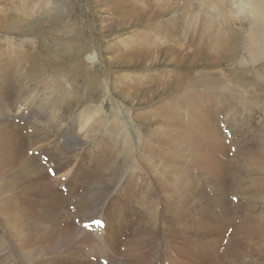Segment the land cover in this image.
Returning a JSON list of instances; mask_svg holds the SVG:
<instances>
[{
	"label": "rangeland",
	"instance_id": "1",
	"mask_svg": "<svg viewBox=\"0 0 264 264\" xmlns=\"http://www.w3.org/2000/svg\"><path fill=\"white\" fill-rule=\"evenodd\" d=\"M263 34L264 0H0L9 120L66 202L40 224L41 208L30 209L27 234L0 195V264H240L248 247L251 263L264 264V228L246 225L264 223V162L248 172L250 151L264 145ZM185 100H202L204 116ZM29 109L53 140L71 143L67 167L33 149L18 117ZM77 165L80 189L67 175ZM30 189L11 196L34 201ZM212 212L221 226H205ZM251 228L260 237L249 240Z\"/></svg>",
	"mask_w": 264,
	"mask_h": 264
},
{
	"label": "bare ground",
	"instance_id": "2",
	"mask_svg": "<svg viewBox=\"0 0 264 264\" xmlns=\"http://www.w3.org/2000/svg\"><path fill=\"white\" fill-rule=\"evenodd\" d=\"M47 8V7H46ZM50 8V7H49ZM50 10V9H49ZM7 13V12H6ZM162 28V27H161ZM264 35V34H263ZM177 45V44H176ZM178 46V45H177ZM184 60V59H183ZM216 62V60H215ZM218 62V61H217ZM194 66V65H193ZM3 70V69H2ZM19 75V74H18ZM30 76V73H28L23 79L22 81H20L19 85L21 88H25L24 86V83H26L25 80H30V78L28 77ZM11 79H2V84H3V87L0 88V118L1 116L2 117H5L4 120H0V179H2L1 177H3V169H7L8 170V179H2L1 180V183H0V195H4V196H7V200L9 202L8 206L14 213L16 220L18 219V221L20 222V225L21 227H24L26 228V230H24L23 232L24 233H27V234H32L33 230L30 232L28 231L27 229H30V226H29V215H28V211L30 209H34L35 207H38V208H41V212L39 213V211L37 209H35L33 212L35 214V222H37L38 224H40L42 222V220L46 217L47 213H56L58 212L61 207H63L64 205H66V202L64 201V198L62 197V193H60L59 191L55 190L54 187L52 186V183H50V178L46 172V169L45 167L41 166L40 163L36 162L35 159L33 157H29L26 155L25 153V150L24 149L26 146H25V142L23 141L22 139V136L20 134V132L18 131L17 129V125H16V121L14 120L12 122V120L10 121L9 120V117H14V114H13V110L11 108V98H12V94H11V90H15V86H13V82L10 81ZM14 81H18V79H15ZM24 81V82H23ZM212 82H215L212 81ZM214 84V83H212ZM215 85V84H214ZM18 86V85H17ZM216 86V85H215ZM17 88V87H16ZM27 93V92H26ZM128 96V95H127ZM135 96H137L135 94ZM132 96H129L127 97V99L129 100ZM141 97V96H139ZM138 97V98H139ZM199 98V97H198ZM201 98V97H200ZM25 99V98H24ZM202 99V98H201ZM203 100V99H202ZM202 100H201V103H202ZM207 100V99H206ZM31 101V100H30ZM185 102H189V106L191 108V113L192 115L191 116H194V114H196L195 116H204V113L205 109L202 108V106L200 105V101H195V103H192L194 102V100L192 101H186ZM184 102V103H185ZM211 102V100H210ZM11 103V104H10ZM191 103V104H190ZM27 104V103H26ZM29 104V103H28ZM207 105V103L205 104ZM185 106V105H184ZM205 107V106H204ZM51 108V106H50ZM185 108V107H183ZM27 109V108H26ZM17 110H21L20 107L17 108ZM16 111V112H18ZM23 111V109H22ZM25 112V111H24ZM166 115V114H165ZM207 116V115H206ZM17 117V116H16ZM18 117H20V119L23 121L25 120V123L27 126H28V129L30 131V140H31V145L33 146V149H36V150H43L45 151V153H47L48 157L50 159L49 160V165H51L54 161L62 164L63 166H66L68 165V162L69 161H72L73 160V156L70 155V153H72V149H71V143L69 142H66L65 140H62L60 141H57V137H56V141L53 140L54 136L51 134V131L48 129V125H46L44 122H43V119H44V116L42 113H38L37 111L35 110H31L29 109L27 112L21 114L20 112H18ZM59 117V116H58ZM154 118V117H153ZM166 119V118H165ZM183 119V118H182ZM199 119V118H198ZM177 120V119H176ZM58 122V121H57ZM59 123V122H58ZM150 123V122H149ZM170 123V122H169ZM190 123V122H189ZM80 124V123H79ZM171 124V123H170ZM243 124V123H242ZM173 125V124H172ZM184 127V126H183ZM115 128V127H114ZM170 128V127H169ZM188 128V127H186ZM190 128V127H189ZM201 128V127H200ZM263 128V127H262ZM204 129V128H203ZM55 130V129H54ZM72 130V129H71ZM97 130V129H96ZM119 130V129H118ZM188 130V129H187ZM22 131V130H21ZM190 131V130H188ZM120 133V131L118 132ZM56 134V133H55ZM59 134V133H58ZM63 134V133H62ZM184 134V133H183ZM187 134V133H186ZM29 135V134H28ZM92 135V134H91ZM185 135V134H184ZM206 135V134H204ZM209 135V133H208ZM207 135V136H208ZM189 136V135H188ZM80 137V136H79ZM122 137V136H121ZM161 137V136H160ZM209 137V136H208ZM219 137V136H218ZM60 138V136H58V139ZM90 138V137H89ZM189 138V137H188ZM206 138V137H204ZM157 139V138H156ZM191 139V138H190ZM113 140V139H112ZM118 140V138H117ZM125 140V139H124ZM153 140V139H152ZM218 140V139H216ZM70 141V140H69ZM127 141V140H125ZM124 141V142H125ZM191 141V140H190ZM173 142V141H172ZM175 142V141H174ZM103 143V142H102ZM79 144V143H78ZM169 144V143H168ZM100 146V145H99ZM125 146V144H124ZM222 146V145H221ZM93 147V146H92ZM97 147V146H96ZM173 147V146H172ZM151 148V147H150ZM171 148V147H170ZM169 148V149H170ZM245 148V147H244ZM259 148V147H258ZM149 149V148H148ZM248 149V148H247ZM35 150V151H36ZM118 150V149H117ZM153 150V149H152ZM242 150V149H241ZM240 150V151H241ZM249 150V149H248ZM150 151V150H149ZM213 149L211 148L210 150V153H209V156L208 158H211L214 159L216 157V153H212ZM243 151V150H242ZM105 152V151H104ZM130 152V151H129ZM151 152V151H150ZM196 152V151H195ZM198 152V150H197ZM251 153L253 152V155H255L254 157H252V163L255 165H252V166H249L248 167V172L249 170H256L258 169L257 168V162L258 164L260 162H264V145L261 146L260 148V153H256L255 151H250ZM92 153V152H91ZM99 153V152H98ZM125 153V152H124ZM128 153V152H127ZM131 153V152H130ZM171 153V152H170ZM97 154V153H96ZM100 154V153H99ZM122 154V153H121ZM45 155V154H44ZM130 155V154H129ZM154 155V154H153ZM245 155V154H244ZM252 155V156H253ZM95 156V155H94ZM102 156V155H101ZM204 156V155H203ZM77 157V156H76ZM123 157V156H122ZM199 157V156H198ZM41 158V157H40ZM82 158V156H81ZM80 158V159H81ZM98 158V156H97ZM101 157H99L100 159ZM107 158V157H106ZM124 158V157H123ZM128 158V157H127ZM220 158V157H219ZM41 159H44L43 157ZM108 159V158H107ZM203 159V158H202ZM89 160V159H88ZM103 160V158H102ZM105 160V159H104ZM222 160V159H221ZM46 161V160H45ZM91 161V160H90ZM95 161V160H94ZM93 161V162H94ZM178 161V160H177ZM42 162V161H41ZM86 162V161H85ZM99 163H102L100 162V160L98 161ZM97 162V163H98ZM114 162V161H113ZM43 163V162H42ZM96 163V162H95ZM108 164V163H107ZM55 165V164H54ZM57 165V164H56ZM88 165V164H87ZM90 165V164H89ZM97 165V164H96ZM94 164V166H96ZM105 165V164H104ZM103 165V166H104ZM101 166V165H100ZM51 167V166H50ZM86 167V166H84ZM102 167V166H101ZM101 167H98V168H101ZM107 167V166H106ZM125 167V166H123ZM60 168V167H59ZM71 168V167H69ZM88 168V167H87ZM61 169V168H60ZM76 169H81L78 167V165L75 167V173H71L76 175L75 177L73 175H71L70 173H68L67 175H70V177L68 178L69 181H71L72 183H75L78 185V188L80 189L81 187H83L84 184V181L82 179V177L80 176V174L78 172H76L77 170ZM95 170V167L94 169ZM112 170V169H111ZM121 170V169H120ZM123 170V169H122ZM221 170V169H220ZM54 171V169H53ZM63 171V170H62ZM86 171V170H85ZM96 171V170H95ZM98 171V169H97ZM101 171V170H100ZM107 171V170H106ZM109 171V170H108ZM107 171V172H108ZM113 171V170H112ZM116 171V170H115ZM210 171V170H209ZM50 172V170H49ZM90 172H88L89 174ZM209 173V172H208ZM95 174V173H94ZM104 174V173H103ZM249 174V173H248ZM87 175V174H86ZM100 175V174H99ZM13 176V177H11ZM53 176V175H52ZM65 176V175H64ZM84 176V174H83ZM89 176V175H88ZM93 176V175H92ZM96 177V176H95ZM109 177V176H108ZM212 180L213 182L215 183L214 185L216 186H219L220 183L218 182L217 180V174H213L212 176ZM7 178V177H6ZM86 178V177H85ZM94 179V177H91ZM89 178V179H91ZM98 178V177H97ZM106 178V177H104ZM60 179V177H59ZM62 179V178H61ZM111 179V178H110ZM4 180V181H3ZM85 180V179H84ZM60 181V180H59ZM89 181V180H88ZM104 181V180H103ZM91 182V181H89ZM88 182V183H89ZM93 182V180H92ZM159 182V181H158ZM97 183V182H96ZM145 183V182H144ZM55 184V182H54ZM87 184V183H86ZM102 184V183H101ZM100 184V185H101ZM226 184V183H225ZM24 185H28L29 188H31V194H34L35 196V200L33 201L31 196H27L25 200L27 201H21L19 199H13L11 194L14 193V191H12L11 189H13V186L16 187H23ZM162 185V184H161ZM227 185V184H226ZM56 186V185H55ZM62 186V185H61ZM166 186V185H164ZM168 186V185H167ZM170 186V185H169ZM63 187V186H62ZM75 187V186H74ZM89 186H87L88 188ZM92 187V186H91ZM160 187V186H159ZM163 187V186H161ZM171 187V186H170ZM169 187V188H170ZM226 187V186H225ZM224 187V189H225ZM56 188V187H55ZM133 188V187H132ZM145 188V187H144ZM164 188V187H163ZM167 188V187H166ZM172 188V187H171ZM18 189V188H17ZM22 189V188H20ZM57 189V188H56ZM60 189V188H59ZM102 189V188H101ZM100 189V190H101ZM173 189V188H172ZM194 189V188H193ZM220 189V188H219ZM19 190V189H18ZM67 190V189H66ZM91 190V189H90ZM89 190V191H90ZM95 190V188H94ZM161 190V188H160ZM159 190V192H160ZM189 190V189H188ZM214 190H215V193L216 194H221V195H224V191L222 192H217L216 188L214 187ZM12 191V192H11ZM16 191V190H15ZM22 191V190H21ZM83 191V190H81ZM86 191V190H85ZM166 191V190H165ZM190 191V190H189ZM18 192V191H16ZM164 192V191H163ZM82 193V192H81ZM87 193V192H86ZM85 193V194H86ZM168 193H169V190H168ZM186 193V192H185ZM253 193V192H251ZM250 193V194H251ZM28 194V193H26ZM91 192H88L86 195H90ZM170 194V193H169ZM168 194V196H169ZM258 194H261L258 192ZM120 195V194H119ZM171 195V194H170ZM176 195V194H175ZM164 196H166L164 194ZM163 194H162V197H164ZM192 196V195H191ZM190 196V197H191ZM73 197V196H72ZM167 197V196H166ZM165 197V199H166ZM170 197V196H169ZM173 197V196H172ZM193 198V197H192ZM77 199V198H76ZM164 199V198H163ZM93 200V199H92ZM162 200V199H161ZM167 200V199H166ZM175 200V199H174ZM2 201V200H1ZM98 201V200H97ZM106 201V200H105ZM209 201V200H208ZM94 202V201H93ZM95 203V202H94ZM93 203V204H94ZM174 203V202H173ZM96 204V203H95ZM121 204V203H120ZM165 204V203H164ZM167 204V202H166ZM103 205V204H102ZM222 205V204H221ZM225 205V203L223 202V206ZM87 206V205H86ZM167 206V205H166ZM165 206V207H166ZM91 207V206H90ZM122 207V206H121ZM206 207V205L204 206ZM2 208V207H1ZM6 208V207H5ZM75 208V207H74ZM103 208V207H102ZM101 208V209H102ZM174 208V207H173ZM202 208V207H201ZM224 208V207H223ZM65 209V208H64ZM88 209V208H87ZM112 209V208H111ZM208 209V208H207ZM79 210V209H78ZM81 210V209H80ZM91 210V209H90ZM114 210V209H113ZM204 210V209H202ZM206 210V209H205ZM209 210V209H208ZM211 210V209H210ZM6 211V210H5ZM181 210H179L180 212ZM201 211V209H200ZM212 211V210H211ZM91 212V211H90ZM100 212V211H99ZM8 213V212H7ZM176 213V212H175ZM210 213V212H209ZM90 214V213H89ZM174 214V213H173ZM24 215H27L28 217H24ZM72 215V214H71ZM91 215V214H90ZM183 215V214H182ZM203 215V214H202ZM42 216V218H41ZM51 216V215H50ZM74 216H75V213H74ZM77 216V214H76ZM179 216V215H178ZM71 217V216H70ZM87 217V216H86ZM90 217V216H89ZM105 217V216H104ZM166 217V216H165ZM164 217V218H165ZM64 218V217H63ZM219 217H217L213 212L206 218V225L207 226V223L210 224V225H217V226H221V225H218L217 224V220H218ZM174 221H175V216L173 217ZM201 219V218H200ZM223 219V222H227V216L225 217H222ZM256 222H253V223H247L246 225L248 227H250L251 224H257L258 227H261V228H264V223L262 224L261 222H259L258 220V217L256 218ZM55 220V219H54ZM204 220V219H203ZM263 220V219H262ZM65 221V220H64ZM106 221H108L106 219ZM125 221V220H124ZM167 221V220H166ZM171 221V220H169ZM54 222V221H53ZM112 222V221H111ZM173 222V221H172ZM246 222H249V220L247 219L245 221ZM56 223V222H55ZM88 223V222H87ZM189 223V222H188ZM204 223V222H203ZM242 223V222H241ZM66 224V223H65ZM75 224V223H74ZM51 227V226H50ZM65 227V226H64ZM113 227V226H112ZM213 227V226H212ZM108 228V227H107ZM119 228V227H118ZM240 228V227H239ZM106 229V228H105ZM76 231V230H75ZM84 231V230H83ZM243 231V230H242ZM247 231V230H245ZM8 232V231H7ZM62 232V231H61ZM60 232V233H61ZM77 232V231H76ZM262 234H263V237H264V229H262ZM55 233V232H54ZM175 233V232H174ZM210 234V233H209ZM82 236L86 235L84 233L81 234ZM170 235H174V234H170ZM246 235L248 236L249 240H252L253 237L255 236H258L260 237L252 228L250 229V231L248 230ZM56 236V233L54 234V237L53 239H51V241L53 240L54 241V244L55 245H59L61 243V241L59 240H55ZM137 235H135L136 237ZM174 236H177L179 237V235H174ZM213 236V235H212ZM218 236V235H217ZM74 237V236H73ZM85 237V236H84ZM83 237V238H84ZM87 237V236H86ZM95 237V236H94ZM93 237V238H94ZM170 237V236H169ZM173 237V236H172ZM81 238V237H80ZM101 238V237H100ZM110 238V237H109ZM63 239V238H62ZM98 239V238H97ZM112 239V238H111ZM174 239V238H173ZM178 239V238H177ZM38 240V239H37ZM40 240V239H39ZM38 240V241H39ZM43 240V239H42ZM214 240V239H213ZM178 241V240H177ZM13 242V241H12ZM104 242V241H103ZM179 242V241H178ZM181 242V240H180ZM50 243V242H49ZM39 244V243H38ZM43 244V243H42ZM71 244V243H70ZM91 242L88 244L90 245ZM107 244V243H106ZM232 244V242H231ZM85 245V244H84ZM99 245V244H98ZM101 245V244H100ZM254 245V244H253ZM51 246V245H50ZM64 246H65V243H64ZM92 246V245H91ZM97 246V245H96ZM104 246V245H103ZM239 246H243V245H240L239 242L236 244V245H233V248H238ZM36 247V246H35ZM48 248V246H46ZM126 247H128L126 245ZM135 247V246H134ZM26 248V247H25ZM50 248V247H49ZM111 248V247H110ZM176 248H180V247H176ZM219 248V247H218ZM61 250V249H60ZM111 250V249H110ZM45 251V250H44ZM37 252V251H36ZM46 252V251H45ZM52 252V251H51ZM108 252V251H107ZM110 252V251H109ZM240 254H244L243 252V249L242 250H239ZM25 253V252H24ZM254 254V251H252V249H250L248 247V251H247V254L246 256L244 255V258L242 257V255H238L237 258H238V261L240 262V264H252L251 261H250V257L249 256H253ZM26 254V253H25ZM112 254V253H111ZM110 254V255H111ZM180 254V253H179ZM53 255V254H52ZM31 256V255H29ZM39 256V255H38ZM50 256V255H49ZM106 256V254H105ZM255 256V255H254ZM257 256V255H256ZM39 258V257H37ZM111 258V257H109ZM113 258V257H112ZM259 258V257H258ZM49 259V258H48ZM51 259V258H50ZM62 259V258H60ZM187 259V258H186ZM189 259V258H188ZM58 260V259H57ZM30 261V260H29ZM192 262V260H190ZM245 261V262H244ZM256 261V260H255ZM183 263V260L181 261ZM185 262V261H184ZM198 262V261H197ZM188 263V262H187ZM199 263V262H198ZM41 264V263H40ZM61 264V263H60ZM116 264V263H115ZM185 264V263H184Z\"/></svg>",
	"mask_w": 264,
	"mask_h": 264
}]
</instances>
